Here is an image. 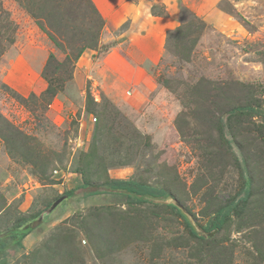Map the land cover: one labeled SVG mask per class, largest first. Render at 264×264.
<instances>
[{
	"label": "rangeland",
	"instance_id": "374dc122",
	"mask_svg": "<svg viewBox=\"0 0 264 264\" xmlns=\"http://www.w3.org/2000/svg\"><path fill=\"white\" fill-rule=\"evenodd\" d=\"M191 21L185 58L170 36ZM202 80L264 88V0H0V238L25 248L8 264H264V216L205 231L255 168L208 145L185 105ZM110 180L167 194L129 204Z\"/></svg>",
	"mask_w": 264,
	"mask_h": 264
},
{
	"label": "trees",
	"instance_id": "16d2710c",
	"mask_svg": "<svg viewBox=\"0 0 264 264\" xmlns=\"http://www.w3.org/2000/svg\"><path fill=\"white\" fill-rule=\"evenodd\" d=\"M44 11L41 10V14L32 12V15L40 17V15L44 14ZM46 19L49 21L48 15ZM50 24L48 25L49 27H51ZM39 26L43 31L47 32L43 25L39 24ZM203 29L204 26L201 23L197 24L194 21L179 27L170 36L173 40L172 42L175 43L177 52L179 53V50H182V56L187 58L194 45L198 42L195 34ZM50 37L55 43L54 38H52L53 36L50 35ZM91 46H83V48ZM83 51L84 49L80 53ZM52 93L54 94L55 92L52 90ZM187 96L186 107L191 106L193 110L197 108L192 113L194 115L193 119L197 122H202L209 130L208 145L211 148L218 147L222 151H230L231 155L233 147L230 144L233 142L241 153L245 155L247 164L251 168H255L251 172L253 185L251 190L246 192L244 200L236 203V196H233L227 205H221L216 208L212 212V215H215V217L205 228V231L210 233L216 229H223L232 221V217L234 216L238 219H244L248 216L259 219L260 216H264V209L261 207V204L264 203V184L261 181L262 170L260 169V167L263 168L264 166V88L260 85L255 86L241 82L221 83L202 80L192 87ZM255 118H259L260 122H255ZM227 132L232 141L226 138ZM5 140L7 142V138ZM194 142L199 145L200 140H194ZM104 185L112 191L126 192L129 204L134 203L133 195L160 197L167 194L164 189L138 181L110 180ZM256 195L260 198V206L254 208L255 211L250 213L251 211L247 207L251 198ZM206 203L207 205L210 203L208 197ZM30 220L29 218L22 220L18 227H22ZM261 222H264V220H261ZM192 235L194 238L196 237L195 234ZM24 253L25 248L23 243L17 236L0 238V261H3L2 264H8L16 260Z\"/></svg>",
	"mask_w": 264,
	"mask_h": 264
},
{
	"label": "built area",
	"instance_id": "2783aa9c",
	"mask_svg": "<svg viewBox=\"0 0 264 264\" xmlns=\"http://www.w3.org/2000/svg\"><path fill=\"white\" fill-rule=\"evenodd\" d=\"M94 121H96V119H94Z\"/></svg>",
	"mask_w": 264,
	"mask_h": 264
}]
</instances>
